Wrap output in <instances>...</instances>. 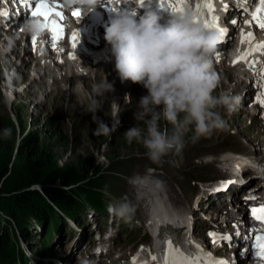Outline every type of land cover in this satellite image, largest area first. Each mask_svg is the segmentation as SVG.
Masks as SVG:
<instances>
[{
  "label": "rangeland",
  "instance_id": "rangeland-1",
  "mask_svg": "<svg viewBox=\"0 0 264 264\" xmlns=\"http://www.w3.org/2000/svg\"><path fill=\"white\" fill-rule=\"evenodd\" d=\"M4 34H7V31L0 25V35L4 36ZM17 49L18 46H16L15 52L9 53V57L14 62L9 59L10 62L8 63L6 60L5 66L3 59L0 60V131L5 128L12 129L10 137L4 138L0 136V167L5 166L10 172H18L24 163L23 158L17 160L18 153L24 148L23 154L25 146L31 144V147L39 154L37 158L40 159L47 155L53 156L54 158L51 159L56 160L54 161L55 164L60 167L73 169L76 175L82 178L81 181L93 182L97 178H102L105 182H108V189L112 191L113 196L120 198L128 195L129 198H132V191L127 183V178L134 172L143 173L147 169L149 159L144 155L146 149L135 141L129 144L124 138V134L136 124L143 126L139 121H136L135 113L139 111V99L148 94L147 89L141 84L132 83L131 81L126 82L128 85L127 89H123L124 86H121L124 95L121 96L122 99L119 105H121L122 100L124 102L121 105L122 108L119 115L120 124L113 133L98 137L94 135L97 123L93 121V118L86 120L88 116L93 117L90 105L94 98L91 97L90 92L85 88L88 80L83 83L79 94H75L73 88L76 85V81L68 78L69 81H58L56 84L54 81L55 72L51 68L48 69V75L45 72V76H41L42 79H39L36 76V71H42V69L35 68L28 61L29 57L27 56L25 59L19 49ZM25 62L28 63L26 66L24 65ZM98 75L102 78L97 76L94 79L95 81H101L105 78V75L101 76V73ZM217 75L219 78L217 92L230 89L234 95L239 97V102L230 113L221 109V114L227 121V127L224 130L214 132L208 137L199 139L200 154L196 152L194 157V146L187 144L182 153L184 163L180 169L170 170L169 176L163 172L159 175L165 181V185L171 191L175 201L180 204H184L186 201L189 202L198 195L196 181L201 183L217 182V174L212 164L207 166L202 164L201 158L210 155L217 157L226 150H232L246 156H264V128L259 122L251 126L249 118H246L249 117L246 109L248 104L246 102L248 96L250 97L249 92L251 91L247 86L248 82L241 85V82L236 81V76H223L218 72ZM94 80H90V88L95 83ZM244 90L246 91L245 93ZM8 91H10V97L7 95ZM117 92L118 87L113 85L111 93L106 92L103 97H98V99L102 100V107L95 115L109 127L114 122L110 116V106L114 99L113 94ZM12 94L13 98H11ZM126 94L130 95L131 103H125ZM246 181L254 184L256 176L251 173ZM259 183L257 187L261 186ZM55 184H57L55 185L56 187L62 188L67 192L77 191L82 188L87 189L90 193L93 190L98 191L100 189L95 188L92 184L88 186L87 183L80 182H67L66 186H62L65 184L57 180ZM85 185L88 187H85ZM37 189L40 188L38 187ZM2 190L0 187V222L6 225L9 238L12 240L13 250H16L17 254L21 252L26 254L25 251L29 248L28 254L31 258H40L42 245L38 238L42 237L44 233L40 231V226L33 221V218L30 219L32 229L29 230L33 232L31 235L27 236L17 231V226L13 225L15 221L5 215L10 214V208L13 206L1 203V199L5 195ZM174 190L177 194L176 198ZM240 193L241 190L234 188L226 194L236 198L235 196H239L238 194ZM83 196L84 194L82 193L75 195L78 201ZM231 196L222 195L218 199L214 198L209 208L213 205L223 209V205H228ZM9 201H12V199L9 198ZM52 206L55 205L52 204ZM143 207V204L138 206L134 216L139 225L120 224L119 240L121 243L130 245L129 249L132 246L136 247V245L150 240L145 225L147 218L143 212L146 210H143ZM56 210L58 211L57 208ZM29 215L27 214V217ZM88 215L89 212H87L89 225L83 231H88L90 227ZM92 219L95 222H99L104 229L110 228V225L103 222L107 219L105 213L99 216L96 215ZM6 221L11 222L13 233H10V228ZM197 222L195 230L200 235L205 230L207 223L202 221L198 225ZM6 228H2L0 233L2 234V231ZM77 236L78 233L76 231L71 235L67 234V228L64 227L61 233L54 236L53 256L48 257L45 262L47 264H77L78 260L88 251L86 244L88 238L85 239V232L81 241L76 243L74 241ZM205 236L204 232L202 238H205ZM1 238L2 236H0ZM80 244L82 250L77 252Z\"/></svg>",
  "mask_w": 264,
  "mask_h": 264
},
{
  "label": "clouds",
  "instance_id": "clouds-1",
  "mask_svg": "<svg viewBox=\"0 0 264 264\" xmlns=\"http://www.w3.org/2000/svg\"><path fill=\"white\" fill-rule=\"evenodd\" d=\"M84 2L95 10L100 0ZM128 3L130 7L118 6L113 11L105 40L111 45L121 81L141 84L148 94L139 99V111L135 113L136 121L143 126L131 127L124 138L129 144L133 141L141 144L146 149L144 155L153 164H160L165 158L181 156L188 143L224 130L227 121L221 109L230 113L239 97L230 89L217 92L219 78L213 60L218 34L203 22L197 23L191 10L172 15L162 23L160 12L146 11L141 15L138 0H128ZM28 30L38 33L39 21H31ZM82 86L83 82L78 81L74 93L79 94ZM92 89L90 111L97 123L94 135L106 136L119 126L121 106L115 101L111 103L110 116L114 122L109 127L95 113L102 107L98 97L112 91L113 85L105 76ZM124 99L125 103H131L130 95L126 94ZM11 135V128L0 131L4 138ZM251 167L264 175V162L253 160ZM127 183L132 198L128 195L117 198L105 185L103 191L108 198L110 215L129 221L141 204L149 210L161 207L165 181L154 175L152 168L143 173L134 172ZM81 264H90V261L84 259Z\"/></svg>",
  "mask_w": 264,
  "mask_h": 264
},
{
  "label": "trees",
  "instance_id": "trees-1",
  "mask_svg": "<svg viewBox=\"0 0 264 264\" xmlns=\"http://www.w3.org/2000/svg\"><path fill=\"white\" fill-rule=\"evenodd\" d=\"M23 149L17 156V160L24 159L23 166L18 172H10L5 166L0 167V187L5 194L1 199V203L13 206L10 208V214L5 215L15 221L13 225L17 226V231L27 236L31 235L33 233L29 230L32 229L30 226L31 218L40 226L41 232H50L52 229L62 228L66 225L68 219L79 223L88 207L96 209L99 204L101 206L104 204L103 207L98 206L97 210L102 212L105 209L106 196L103 190L105 185H108L107 181L105 182L102 178H97L93 182L81 181L82 178L78 177L73 169L55 164L54 161L56 160L51 159L54 158L53 156L47 155L40 159L37 158L39 154L31 147V144L25 146V151L22 154ZM62 177L64 178L62 179ZM57 180L65 184L62 186H66L67 182H80L87 183L88 186L92 184L95 188L100 189L98 191L93 190L90 193L87 189L82 188L67 192L55 186L57 184L53 182ZM87 185L85 187H88ZM38 187L40 189H37ZM108 191L111 190L108 189ZM79 193L84 194V196L78 201L75 195ZM9 198L12 201H9ZM52 204L55 206H52ZM27 214H30L29 217H27ZM63 220L65 221L61 222ZM6 223H8L10 233H13L11 222L6 221ZM2 228H6V225L0 222V230ZM2 232V234L0 233V236H2L0 239V264H28L29 260L24 252L17 254L16 250H13L12 240L9 238L7 228ZM48 236L49 233L46 239Z\"/></svg>",
  "mask_w": 264,
  "mask_h": 264
},
{
  "label": "bare ground",
  "instance_id": "bare-ground-1",
  "mask_svg": "<svg viewBox=\"0 0 264 264\" xmlns=\"http://www.w3.org/2000/svg\"><path fill=\"white\" fill-rule=\"evenodd\" d=\"M16 46L20 47V44L15 40V36H13V34L11 32H8L4 36L0 35V60L3 59V64L5 66H6V64H5L6 60L8 63L10 62L9 59L14 62V60L9 57V53L15 52ZM19 52L22 54V50H19ZM27 64L28 63L25 62L24 65L26 66ZM8 68H10V67L8 66ZM214 70L217 74V70L215 68H214ZM105 73L109 74V77H107L108 82L111 83L112 85H115L118 87V92L113 94V97H114L113 101L120 104V102H121L120 100L122 99L121 96L124 95L123 91L121 89L122 88L121 86H124L123 89H127L128 85L126 84V82H122L120 78L117 80H113L110 72H105ZM36 76H37V78L42 79L41 76H45V72L43 70L42 71H36ZM91 80H93V79H91ZM77 82H78V80H76V83ZM97 82H99V81L96 80L95 83H97ZM244 82L241 81V85L246 84ZM89 86H91L90 81L88 82V84L85 85V88L90 92V95L93 98L94 97L93 89L90 88ZM235 90H236V88H235ZM109 92L111 93L112 91H109ZM7 95H8V97H10V91L7 92ZM12 96H13V94L11 95V98H13ZM81 97H83V96L81 95ZM123 102H124V100H122L121 105H123ZM91 118H92L91 116H88L86 118V120H90ZM225 163L228 164V162H225ZM56 182L57 181H54L53 183H56ZM165 188H166V191L164 193V199H163V203H162L161 207L152 208L151 210H148L149 215H150L149 216L150 219H148L150 221L149 228L151 230L159 233L158 237H157L156 245H157L159 253L161 254V257L163 258L164 263H165V258L169 255V248H168L169 242L172 243L173 250H178V252L180 254H182V255H179L176 257L178 260L180 257H183V256L187 257L188 259L206 258L204 251L197 249L198 245L194 244V242H192L193 246L186 244L185 248H179L177 246L176 242L174 241V240H177V238H178V236H177L178 231L186 230L185 235L189 234L188 219L184 213H177V211L174 209V205L178 204V202L175 201V199H174L173 195L171 194V191L168 189L167 185H165ZM174 194H175V198H176L177 194H176L175 190H174ZM101 199H102V197H101ZM94 204H95V202H94ZM91 205H93V204H91ZM103 205L101 206L99 204L98 206L103 207ZM98 206L97 207L95 206L96 209H98ZM83 208H84V206H83ZM215 237L216 238H214V236H211L210 241L212 240L214 242H217V241L221 242L222 246L225 247V249H226V253H229L227 243L230 241V239H228V237H225V236L220 237L218 235H215ZM203 247L205 249H207L208 247L210 249H212L210 246H206V245ZM208 257L210 258L209 264H214V262H216L215 257H213V256H208Z\"/></svg>",
  "mask_w": 264,
  "mask_h": 264
},
{
  "label": "snow or ice",
  "instance_id": "snow-or-ice-1",
  "mask_svg": "<svg viewBox=\"0 0 264 264\" xmlns=\"http://www.w3.org/2000/svg\"><path fill=\"white\" fill-rule=\"evenodd\" d=\"M141 2L143 4V0H141ZM29 7L31 8V16L33 18L43 17V21H40L39 19L36 20L39 21L40 30L46 29L51 31L52 39H53V47L55 48L57 46L56 42L63 38V27L61 21L64 19V16L61 11L57 10L60 6L48 3L47 0H36L35 6L33 7L32 5H29ZM161 7L165 8L163 0H161ZM205 7H208L209 10L211 11V5H205ZM199 8L200 6L198 5L196 16L200 14ZM165 9L171 10L173 15L182 11L181 7H177L171 4H169ZM256 12L259 15H254L253 18L257 21L260 28H264V0H261V7L257 8ZM72 15L74 17L79 18L81 13L79 11H73ZM196 16H195V21L199 23L198 19H196ZM232 23H236V21H232ZM248 23L250 24L251 21H249ZM204 24L205 27L208 29H216L220 31L222 36L226 32L225 29L218 28L215 17L212 19V21L205 20ZM78 35H79L78 33H73L72 36L73 48L77 47ZM252 37L253 34L249 32L247 33L246 37H244V39L251 40ZM244 39H242V43L244 42ZM257 50H264V44L256 45L255 48H250L248 52L243 53L241 57H238V60L236 62H239L240 59H246L249 55H251L254 51ZM217 59H219V55H217ZM261 103H264V101H261ZM237 163L238 165L252 166V161L249 160L238 159ZM251 214L254 215L259 220H264V207L251 209ZM213 236L214 238H216L214 233ZM228 239H232V238L228 237ZM253 239H254V244L252 245L251 249L253 248L255 249V251L253 252V258L255 260V264H264V235H256ZM168 248H169V255L165 258V264H181V262L176 257L182 254H180L178 250H173L171 242H169ZM242 252L243 254H247L249 252V247L246 245L245 248L242 249ZM152 259L155 260L156 257H153ZM189 264H195V262H189ZM214 264H226V262L216 261L214 262Z\"/></svg>",
  "mask_w": 264,
  "mask_h": 264
}]
</instances>
